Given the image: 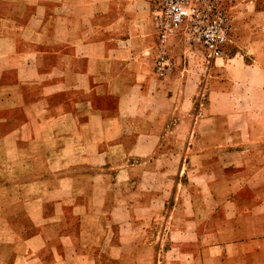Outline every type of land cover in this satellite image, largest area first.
<instances>
[{
    "label": "crops",
    "instance_id": "obj_1",
    "mask_svg": "<svg viewBox=\"0 0 264 264\" xmlns=\"http://www.w3.org/2000/svg\"><path fill=\"white\" fill-rule=\"evenodd\" d=\"M229 3L191 114L148 0H0V264H264V0Z\"/></svg>",
    "mask_w": 264,
    "mask_h": 264
},
{
    "label": "built area",
    "instance_id": "obj_2",
    "mask_svg": "<svg viewBox=\"0 0 264 264\" xmlns=\"http://www.w3.org/2000/svg\"><path fill=\"white\" fill-rule=\"evenodd\" d=\"M148 1L154 29L150 54L158 77H164L172 69L174 39H178L182 54H194L199 48L207 64L227 52L231 18L226 0Z\"/></svg>",
    "mask_w": 264,
    "mask_h": 264
},
{
    "label": "rangeland",
    "instance_id": "obj_3",
    "mask_svg": "<svg viewBox=\"0 0 264 264\" xmlns=\"http://www.w3.org/2000/svg\"><path fill=\"white\" fill-rule=\"evenodd\" d=\"M230 6L229 0H226ZM232 38L230 36V42L227 47V52L223 57L218 58L212 64H207L202 56L201 50L196 48L193 55L183 56L176 53L180 52L182 49L178 39L172 41L173 49V66L170 81H172V87L169 92L176 95L177 100L175 101L180 108L181 113L190 112L191 114H196L199 112H206V104L208 102L207 89L208 86L212 92L220 93L222 90V80L223 71L222 66L225 57L229 54L231 50ZM178 51V52H177ZM209 84H208V76ZM152 76V81L162 80L164 78H159L154 73H150ZM221 104L222 98L219 97ZM188 127H186L187 129ZM181 130V129H180ZM187 132V131H185ZM185 134V133H184ZM185 141V136H184ZM183 141V142H184ZM169 144V143H168ZM23 180L31 179L30 176L24 175ZM163 222V216H157L152 221L150 226L152 230L150 231V238L157 239L158 229ZM153 259V258H152Z\"/></svg>",
    "mask_w": 264,
    "mask_h": 264
}]
</instances>
